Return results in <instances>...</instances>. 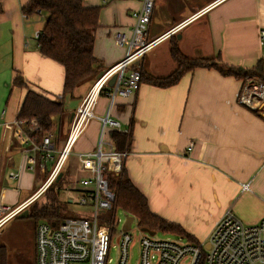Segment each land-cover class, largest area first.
Listing matches in <instances>:
<instances>
[{"label": "crops", "instance_id": "1", "mask_svg": "<svg viewBox=\"0 0 264 264\" xmlns=\"http://www.w3.org/2000/svg\"><path fill=\"white\" fill-rule=\"evenodd\" d=\"M85 8L99 7L93 56L103 72L125 58V48L113 36L131 38L133 14L142 0H81ZM154 0L148 39L154 40L187 21L175 36L154 45L139 62L129 67L143 69L154 77L171 74L176 64L169 50L172 37L189 59H217L226 67L250 70L261 63L259 31L264 29V0ZM29 0H0V203L10 209L28 200L42 185L28 182L25 159L30 152L14 124L26 90L13 87L19 74L28 89L51 99L62 94V67L42 56L38 32L27 36L33 17L22 9ZM177 36L180 38L177 39ZM4 64V67L2 65ZM90 81L64 97L63 138L52 136L54 149L65 140L71 115L85 97ZM243 80L222 76L214 69L195 68L169 88L141 83L128 98L117 97L111 118L120 131L131 133L124 169L131 183L146 198L152 214L178 225L185 237L205 242L226 209L246 225L264 217V119L238 104ZM108 97L103 92L92 119L72 147L70 159L75 175L64 166L58 182L89 177L91 162L79 155L97 150ZM107 142H112L110 132ZM72 151L73 154H72ZM66 161V163H67ZM49 164V163H48ZM51 164H49V170ZM20 171L19 180L9 173ZM81 171V172H80ZM48 172L43 173L44 180ZM79 177H78V176ZM71 178V179H72ZM31 189L30 190H27ZM17 216L0 224V230Z\"/></svg>", "mask_w": 264, "mask_h": 264}, {"label": "built area", "instance_id": "2", "mask_svg": "<svg viewBox=\"0 0 264 264\" xmlns=\"http://www.w3.org/2000/svg\"><path fill=\"white\" fill-rule=\"evenodd\" d=\"M220 1L214 0L206 8ZM153 9L154 0H142L141 9L133 14L131 38L126 41L121 33L114 34V42L126 49L125 58L103 72L93 83L75 109L67 136L59 149H54L51 135L37 143L34 134L39 130L32 122L29 124L24 120L14 122L15 125L23 128L20 134L27 149L29 148L26 152L31 153L26 156L24 167L31 172L40 170L48 173L39 189L22 204L10 209L0 203V224L27 210L29 205L43 196L51 186L54 193H58V200L61 203H71L70 198L64 200L59 198V189L68 188V184H71V191L79 194V206L89 208L87 213L75 218H65L58 224L41 221L36 225V264L108 263L110 239L119 220L115 221L113 214L109 224L98 222L113 211L115 196L108 189L107 174L119 175L126 159L125 151H116L112 142L104 140L108 130L120 131L119 122L110 116L111 111L117 97L128 98L140 87V73L129 67L139 62L158 42L175 36L187 22H182L157 39L149 40L148 28ZM259 40L264 68V29L259 31ZM113 78L114 83L109 86ZM103 92H106L109 101L106 115L97 118L101 123L98 148L93 153L79 155L80 163L93 164L90 170L85 169L84 166L81 169V171H89L90 176L83 179L69 178L63 182V187H56L54 184L63 173L73 145L89 122L96 118L93 113L94 108ZM237 102L264 119V81L254 77L244 79ZM48 163L51 164L50 170L46 168ZM9 178L14 181L19 180L20 171L9 173ZM129 230H121L119 234L117 264H128L132 244ZM140 233L137 264H180L182 261H186L185 264H264V217L257 224L246 225L233 214L231 209H226L208 239L197 244L157 240L146 233L141 231Z\"/></svg>", "mask_w": 264, "mask_h": 264}, {"label": "trees", "instance_id": "3", "mask_svg": "<svg viewBox=\"0 0 264 264\" xmlns=\"http://www.w3.org/2000/svg\"><path fill=\"white\" fill-rule=\"evenodd\" d=\"M22 13L26 18L41 17L45 14L43 29L37 37L38 51L63 69L62 94L59 98L51 99L45 94L28 89L26 82L19 74H16L12 80V88L26 90L18 110L17 120H24L28 124L33 123V126L39 130L37 134H34L36 142L39 143L49 135L59 134L65 115L62 99L66 96L72 98L76 88L93 80L98 73L99 68L93 56V46L98 29L99 7L85 8L81 0H29L22 9ZM169 53L176 64L174 71L165 77H154L143 69L136 68L140 73V84L169 88L175 86L185 74L199 67L214 69L222 76H233L239 80L254 77L264 81L262 62L253 69L244 70L226 67L218 59L213 62L189 59L180 52L174 37L170 42ZM110 138L116 151H125L128 149L131 133L112 130ZM107 175L108 189L115 196L112 210L122 209L136 220L140 229H147L150 232L156 230L173 232L180 237H185L181 227L150 212L146 198L131 183L124 167L119 175L113 173ZM57 184L61 187L63 182H57ZM40 199H43V204L38 203ZM68 204L58 200V193H54L51 186L43 196L29 205L28 208L31 211L28 215L40 222L58 224L65 219V207ZM185 238L189 243H198L191 238ZM0 264H7V251L3 246H0Z\"/></svg>", "mask_w": 264, "mask_h": 264}, {"label": "rangeland", "instance_id": "4", "mask_svg": "<svg viewBox=\"0 0 264 264\" xmlns=\"http://www.w3.org/2000/svg\"><path fill=\"white\" fill-rule=\"evenodd\" d=\"M45 23V14L42 16H34L33 19L28 23V28L26 29L27 36H35L36 32L40 34ZM4 67V64L2 65ZM1 68V67H0ZM0 72H4L1 71ZM94 82V79L90 81V85ZM64 124L59 130V138H63V133L65 131ZM55 135V133H54ZM74 151H72L73 154ZM50 164V163H49ZM49 164H47V170H49ZM66 166H69V173L71 176L75 175V163L69 158ZM28 177V182L36 183V186H39L44 181L43 172L40 170H35L34 172H26ZM78 176V175H77ZM80 176V175H79ZM78 176V177H79ZM74 177V176H73ZM88 177V176H87ZM80 177V179L87 178ZM72 178V177H71ZM56 187H59L57 183L54 184ZM63 187V185H62ZM32 189V188H31ZM28 189L27 190H30ZM72 185L68 184V188L59 189V198L66 199L70 198L72 201L65 207V218H75L78 215L85 214L89 211L88 207H82L78 204L79 194L71 191ZM38 203L43 204V199H40ZM40 204V205H41ZM28 213L31 209H27ZM114 212V213H113ZM114 214V219L119 220L118 225H115L110 239V245L108 250V263L107 264H117L118 259V237L122 230V225L125 222L127 213H125L120 208H115L112 213L107 214L103 219L98 223L109 224L112 220ZM37 222L34 218L29 217H20L18 215L15 219L7 223L0 230V246H3L7 251V264H36V246H35V228ZM129 233L132 235V244L129 250V260L128 264H137L138 261V240L141 235L140 228L137 225L136 220L134 219ZM154 238L157 240L165 241H180L182 243L189 242L187 238L180 237L178 234L173 232H162L160 230L154 231ZM186 261H182L180 264H185Z\"/></svg>", "mask_w": 264, "mask_h": 264}, {"label": "water", "instance_id": "5", "mask_svg": "<svg viewBox=\"0 0 264 264\" xmlns=\"http://www.w3.org/2000/svg\"><path fill=\"white\" fill-rule=\"evenodd\" d=\"M180 37L179 36H177V39H179ZM101 75H99V77H100ZM98 77V78H99ZM114 83V78L113 79H111V81L109 82V86H112V84ZM73 117V115H71V118ZM60 176L61 175H59V177H58V179L57 180H59V178H60ZM28 216V211L27 210H25V211H23L21 214H20V217H27ZM133 222V217H130V216H126V218H125V222H124V224L122 225V230L123 231H128L129 229H130V225H131V223ZM1 224H3V223H1ZM52 226H54V224H52ZM140 231L142 232V233H146V234H148L149 236H154V232H150L149 230H147V229H140Z\"/></svg>", "mask_w": 264, "mask_h": 264}]
</instances>
